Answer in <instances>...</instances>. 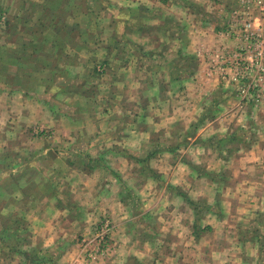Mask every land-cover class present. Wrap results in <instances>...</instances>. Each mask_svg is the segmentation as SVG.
<instances>
[{
    "label": "rangeland",
    "instance_id": "rangeland-1",
    "mask_svg": "<svg viewBox=\"0 0 264 264\" xmlns=\"http://www.w3.org/2000/svg\"><path fill=\"white\" fill-rule=\"evenodd\" d=\"M187 1L177 0L176 4L172 1L169 9L161 8L159 10L154 7L160 6L157 4L148 3V7L143 6L146 5L147 0H0V73L6 74L7 80L11 77V82L15 84H20L19 81L23 82L21 85L25 84L27 90H32L38 97L47 95L49 105L47 110L57 114V116L51 115L55 119L51 124V129L38 125L32 126L36 136L31 137L30 135L28 139L20 140L18 144L0 142V181L5 184L0 186L2 206L5 207L4 215H0V224H3L0 225V228L3 226L5 228L15 227V231L20 236L28 234V239L33 237L34 240L37 235L35 231L47 227L43 221L33 219L25 203L18 207V215L13 219V224H8L6 221V219L10 220L9 222L12 220L11 217H8L7 212L12 204L9 198H13V194L16 192L15 190H13L15 192L10 191L11 184L19 177L24 178L27 173L26 170L11 172L8 169L10 166L11 169L12 167L14 169L15 166H41L39 171L36 168L34 169L36 172H28L31 173V178L28 179L35 180L33 190L39 196L38 200L43 202V195L47 194L43 181L45 177L49 181L57 182L59 180V173L62 172H57V166H113L117 163L115 158L118 155L105 153L104 148L111 146L113 144L111 141L107 142L103 137L104 141L96 144L99 137L106 136L104 134L106 132L133 137L129 144H117L119 148H123L121 150L124 152L120 157L126 159L121 166H132L127 168L123 175L126 176L125 183H129L133 187V192L134 187L140 185V181L148 179L146 178L147 171L153 170L152 166H171L176 164L179 159L182 160L181 166H185L186 164L190 165L194 159L200 162L198 165L200 168L210 170L209 177H213L216 172L223 175L224 180L220 175L217 179V189L215 186L213 187H215L218 199L223 204L225 203L227 187L230 189L231 178H236L233 177V174L235 170L237 171V150L246 147L250 143L248 139H253L256 134L253 127L255 124L252 119L251 121L237 120V117L240 114L244 115L247 110L244 112L238 110L237 112V80L233 79L236 74L224 67L222 61L223 55L239 50L236 45L235 49H228L221 55H217V64L222 72V75L218 74V78L224 85L223 88L228 90L227 93L230 97L222 107L211 108V112L206 114L207 121L203 120L202 126L198 127L199 130L204 128L202 130L203 137L224 131V134L228 136L236 134V138L225 140L228 142L223 143V147H218L214 153L213 151L197 153L191 149L190 142L193 138L187 137L185 140L184 135L188 132L190 125L198 119L196 117V120H192L197 110L195 113L191 111L194 108L197 109L203 96L209 93L212 97L217 95L216 92L221 93L220 89L215 91L210 89V92L202 91L192 100L188 95L185 81L189 80L191 75L185 79L184 71H189L191 68L195 74L200 60L190 50V39L195 41L194 38H197L198 35L193 38V34L188 31L190 23H186L184 13V7H187V4L191 5L198 0ZM263 1L250 0V2H245L247 6H243L240 0H224L220 3L226 6L227 3L231 4L228 9L232 10L236 8L242 11L243 7L245 12L249 11L250 16H255L252 27L249 29L254 32L258 40L263 41L264 10L259 9L264 5ZM200 6L202 7V5H197L194 9L199 11ZM138 7L145 8L148 13L144 15L140 9L143 15H139ZM226 8L224 6L223 13H220L221 16L224 14L227 17L226 20L223 18L225 21H222V24L225 25L222 33L230 36L237 44V36L243 31L241 21H238V25L237 21H231V26L230 21L227 20L233 17L232 10L228 11ZM91 11L92 13L97 11L98 24L96 27L90 18ZM131 13L133 14L132 18ZM157 15L159 16L156 17ZM129 18L131 21H128ZM58 19L60 20L57 21ZM160 20L161 23H159ZM162 20L168 22L164 23ZM187 20L190 22L189 18ZM76 21L80 22L75 23ZM125 21L127 22L125 23ZM131 24L134 26L131 27ZM194 24V27L191 26L192 24L190 25V30H195L196 34L205 30L203 27H199V22ZM55 25L57 30L54 28ZM140 25L141 27L138 28ZM91 49L95 58L93 61L85 57L86 52ZM104 49L111 50V52L108 51L109 55L116 57L112 56L113 60L111 59L110 65H107V60L103 59ZM178 51H180V56L177 55ZM142 55L143 59L138 60L137 57ZM186 58H191L192 67L187 66L189 60L185 61ZM61 64L62 66H60ZM67 65L70 67L68 68ZM122 66L130 67L128 74L120 69ZM251 77L257 84L256 89L250 95L242 98L257 102L256 106L254 102L252 104L254 113H257V110L260 109L257 106L260 104L259 100L264 99V72L260 73L255 69L251 73ZM140 81L143 83L139 87ZM165 85L176 87V91L172 93L165 90L159 92V87ZM111 93L118 94L112 99L115 100V105L112 108L105 105L107 97L111 96ZM146 94L150 98L155 97L156 99H158V95L163 99L165 95L171 94L172 100H166L165 105L156 108L152 105L153 101L152 104L147 102ZM139 97H141L140 100ZM192 104H194V108L191 106ZM143 106H146V111L142 108ZM171 107L173 108L171 109ZM63 111L72 112L76 118H81V123L72 124L69 120L70 117L63 116ZM134 112L138 114L146 112L147 118L132 121ZM160 116L163 122L155 124V118ZM111 119L116 121L113 126L108 125L112 122ZM207 124L210 125L207 126ZM72 126L75 129L78 128V133H81L82 138L70 139L69 129L73 130ZM63 133L65 136L62 135ZM237 137L242 140L237 141ZM76 142H78V146L71 147ZM90 143H92V147L87 146ZM47 146L50 147L49 150L45 149ZM168 147L173 148L171 152H167L171 154H165L163 150ZM151 150H156L157 153L151 154ZM90 158L95 161L90 162ZM111 160L114 164L110 165ZM142 167L146 169L142 171ZM64 172L69 175V172ZM65 173H63L64 176ZM130 176H136L138 182L136 179L131 182ZM209 177L207 179L211 180ZM152 179L158 180L157 177ZM51 188L53 189V186ZM58 189L56 188V190ZM261 189H264V185ZM61 190L65 192V186ZM210 194H213L212 189ZM67 196L70 200L72 199L71 195ZM204 198L207 199L209 196ZM83 206L86 208L85 205ZM240 220L243 224L248 221L247 218L239 219V221L234 218L232 223L236 227V232L237 229H243ZM107 221L109 224L108 234L100 241L101 238L98 236L100 226ZM255 221L252 223L257 225L258 221ZM96 222L91 225L95 227L91 229L92 232L89 236L83 237L86 233L77 238L75 236V240L81 239L78 241L80 253L86 255L82 264H91V262L94 264L98 258L107 257L105 254L111 252L107 246H103L106 245L104 243L107 242V237L111 234L110 231L114 229L113 222L108 218H102L100 223ZM206 222L205 218L202 223L206 224ZM86 223L88 226L91 224ZM67 225L68 222H65V230L59 229L58 232L63 235L65 233L63 237L61 235L59 238L69 243L72 241L68 237L70 227ZM12 236L11 232L7 234L1 232L0 243H5L6 240L13 243ZM57 236L54 238L58 239ZM39 240L40 238L35 237V242L40 243L38 245H43L44 243ZM105 249L108 251L106 252ZM12 258L9 264H19L21 260L24 262L23 256L18 254ZM249 259L250 257H247L245 260L246 264H250Z\"/></svg>",
    "mask_w": 264,
    "mask_h": 264
},
{
    "label": "crops",
    "instance_id": "crops-1",
    "mask_svg": "<svg viewBox=\"0 0 264 264\" xmlns=\"http://www.w3.org/2000/svg\"><path fill=\"white\" fill-rule=\"evenodd\" d=\"M147 1L145 2L146 5L143 6L148 7V3H153L154 5H160L154 6L159 10L161 8L169 9L172 1L175 4L178 3L177 0ZM220 2H224V0H198L194 2L195 4H187V7H184L186 23H190L194 27V23L199 22V27L205 29L202 33L196 34L197 32L193 29L190 30V25H188V31L193 34V38L198 35L197 38H194L195 41L190 39L191 49H189L200 60L195 74H193L191 68L188 73H185V79L191 75L189 80L185 81L190 100L197 97L202 91L210 92V89H213V91L221 90V93L216 92L217 95L215 96L211 97L209 93L203 96L197 105V109L194 108V104L191 105L194 108L191 112L195 113L197 110L192 120H196V117L198 119L190 125L188 132L184 136L185 140L187 137L193 138L190 142L191 149H194L197 153H200V151L202 153L213 151L214 153L218 147H223V143L228 142L225 140H233L237 136L236 134H232L233 137L232 135L228 136L224 134V131L217 132L215 135H225L226 137L216 147L194 142L195 139L204 140L214 135L210 134L207 137H203L202 130L204 128L199 130L198 127L203 120L207 121L206 114L211 112V108L222 107L230 97L227 93L228 90L223 88L224 85L218 78V74L222 75V72L217 64V55H221L225 50L235 49L236 45L237 49L240 47L238 38L236 44L234 39L222 33L225 29L222 21H225L227 17L224 14L221 16L220 13H223L222 9L224 6L227 7V10L231 4L227 3L226 6ZM182 3L179 4L181 5ZM182 5L184 6V4ZM197 5H202L199 11L194 9ZM90 18L96 27V24H98L97 11H94V13L91 11ZM188 18L190 22H188ZM244 19H247L246 14L237 19H232L231 17L227 21L232 24L231 21ZM162 21L165 23L167 20ZM79 22L76 21L75 23ZM159 23H161V20ZM54 28L57 30L56 25ZM108 51L111 52V50L104 49L103 59L107 60V65H110L111 59L113 60L116 57L115 55H109ZM92 52L91 49L85 54V57L87 59L90 58V61L95 60ZM105 52L107 54H104ZM112 56L114 57L112 58ZM62 57L65 58V56ZM142 57L143 55L137 57V59L141 60L143 59ZM67 66L68 68L70 67V65ZM120 69H123L125 74L130 71V67L124 68L122 66ZM21 73L27 74L26 72ZM19 82L20 84H15L11 82V77L7 80V75L0 73V142L4 144H18L20 140L28 139L30 135L31 137L36 136L32 126L38 125L51 129V124L55 121L54 117H51L52 114H55L53 113L54 111L51 113L47 110L49 108L47 95L38 97L32 90H27L25 84L21 85L23 82ZM142 83L140 81L139 87ZM164 90L172 93L176 91V87L172 88L170 85L159 87V92ZM238 94L237 90V112L238 110L240 112L242 110L243 112L247 111L244 115L240 114L237 120L251 121L252 119L255 124L253 127L256 134L253 139H248L250 143L246 147L237 150V171L235 170L233 174V177L236 178H231L230 189L227 187L225 192L226 200L224 204L218 199L215 192V187L216 189L218 187L217 179L220 175L224 180L223 175L220 172H216L213 177H209L210 170L200 168L198 166L200 162L194 159H192L190 165L184 164L185 166H181L182 160L180 159L171 166H152L153 170L149 169L147 171L148 176L146 178L148 179L140 181V185L134 187L135 190L133 192V187L129 183H125L124 179L126 176L123 175L127 168L132 166H121L126 159L120 157L124 154L121 150L123 148L117 146V144H129L133 137L106 132L104 133L106 136L99 137L96 144L101 142L103 137L106 138L107 142L111 141L113 144L104 148L105 153L118 155L115 158L117 163L114 164L111 160L109 163L110 165L114 164L113 166H57V172H62L59 173V180L57 182L49 181L45 177L43 181L45 183L43 185H46L44 190L47 193H43V202L38 200L39 196L33 190L35 180L28 179L31 178V173L36 172L34 169L37 168L39 171L41 166H15L14 169L13 167L11 169V166H7L11 172L26 170L27 173L24 178L19 177L11 184L10 191H16H13L15 192L13 198H9L12 204L8 208L9 212H7L9 214L8 217L12 218V223L9 222L10 220L6 219V221L8 224H13V219L18 215V207L25 203L33 219L43 221L47 227L39 228V230L35 231L37 233L35 237L40 238L39 241L44 243L43 245H38L40 243L35 242V237L34 240L33 237L28 239V234L20 236L15 231V227L7 228L6 230H4V226L1 227L0 233L7 234L11 232L13 234V243L7 240L5 243H0V264H9V261L13 259L12 257L17 254L23 256L25 252H30L33 248H53L58 255L55 261L50 264H82L86 255L80 253L78 241H81V239L75 240V236L77 238L85 233L83 237L89 236L92 232L91 229L95 227L91 225L96 221V223H100L102 218L110 219L114 225V229L110 231L111 234L107 237V242L104 243L106 245L103 246H107L111 252L105 254L107 257L98 258V261L94 264H246L245 260H247V257H250V264H264V256L259 253V241L252 236L254 228L258 230V232L256 231L257 234L264 235V189H261L264 185V99L259 100L260 104L257 106L260 109L257 110V113H254L252 104L253 102L254 105L258 103L243 100L242 96ZM114 96L117 97L118 94L111 93V96L107 97L106 106L112 108L115 105V100H112ZM146 96L147 102L149 101L152 104L153 101L152 105L156 108L165 105L166 100H172L171 94L169 96L165 95L163 99L159 95L158 99L155 97L150 98L147 94ZM140 98L138 99L140 100ZM145 107L143 106L142 108L146 111ZM62 114L66 118L70 117L69 120H71L72 124L81 123V118H76L72 112L63 111ZM55 115L57 116V114ZM139 118L146 119V112L144 114L133 113L132 121H137ZM110 121L108 125L111 126L116 122L113 119ZM162 122L161 116L154 120L155 124ZM96 123L98 124V121ZM209 125L207 124V126ZM242 126L245 125L242 124ZM72 127L73 130L69 129L70 139L82 138L81 133H78V128ZM40 132L42 133V131ZM37 135L39 136V133ZM62 135L65 136L64 133ZM244 138L246 139V136ZM241 140L240 137H237V141L240 142ZM76 146H78V142L74 143V145L72 144L71 147L76 148ZM87 146L92 147V143ZM98 148L101 149V147ZM45 149L49 150L50 147L47 146ZM163 150L165 154H171L167 152H171L173 148L168 147ZM227 151L230 152V150ZM150 153L156 154L157 151L151 150ZM90 159L95 161L93 158ZM8 169L5 168V170ZM144 169L146 168H141L142 171ZM64 171L69 172V175ZM63 173H65V176ZM156 177L158 180L152 179ZM207 177L211 180L207 179ZM135 179L136 176H130L131 182L135 181ZM136 181L138 182L137 179ZM2 185L4 186L5 184L0 181V186ZM63 186H65V192L61 190ZM209 189L213 190V194H210ZM182 192L192 202L196 203V208L185 200V197L181 194ZM1 195L0 215H4L3 210L5 207L2 206L3 199ZM67 195H71L72 199L70 200ZM205 196H209V198L205 199ZM84 211L86 212L84 213ZM256 215L257 217L255 218ZM205 218L207 219L206 224L202 223ZM234 218H237L238 221L239 219L247 218L248 221L243 224L240 220L243 229H237L236 232V227L232 223ZM255 220L258 221L257 223L260 226L252 223ZM85 221L91 224L88 226ZM65 222H68L67 227H70L68 237L72 242L69 243L59 238L61 235L62 237L65 235V233L63 235L58 232L59 229L65 230ZM249 233L250 235H248ZM235 234H237V237H235ZM55 236L58 239H55ZM19 264H23V261L21 260Z\"/></svg>",
    "mask_w": 264,
    "mask_h": 264
},
{
    "label": "built area",
    "instance_id": "built-area-1",
    "mask_svg": "<svg viewBox=\"0 0 264 264\" xmlns=\"http://www.w3.org/2000/svg\"><path fill=\"white\" fill-rule=\"evenodd\" d=\"M240 1L243 6H247L245 2H250V0ZM259 9L264 10V5L260 6ZM241 10L236 8L232 10V19L247 15V19L237 20L241 21L243 28V31L237 36L240 42L239 50L223 55L222 61L224 67H227L230 71H234L236 74L233 79L237 80V90L242 97H245L253 93L257 86L251 77L253 70L256 69L260 73L264 72V40H258L254 32L249 29L252 27L255 16H250L249 11L245 12L243 7ZM230 25L232 26V24ZM108 231L109 224L107 221L100 226V232L98 233L99 238H101L100 241L104 239Z\"/></svg>",
    "mask_w": 264,
    "mask_h": 264
},
{
    "label": "trees",
    "instance_id": "trees-1",
    "mask_svg": "<svg viewBox=\"0 0 264 264\" xmlns=\"http://www.w3.org/2000/svg\"><path fill=\"white\" fill-rule=\"evenodd\" d=\"M137 9V8H136ZM140 9L144 12V15L146 13H148L146 11L145 8L143 7H138V11L140 12L139 15H143V13L140 11ZM133 17V14L131 13V18ZM128 21H131L130 18ZM127 21H125L126 23ZM134 23V22H132ZM131 27H133L134 25L131 24ZM141 25L138 27L140 28ZM177 55L180 56V51L177 52ZM187 66L188 67H192V62L190 61L191 58H186L185 61H188ZM185 63V62H184ZM185 73H188L189 71H184ZM225 135H212L209 138H206L204 140L202 139H195L194 142L202 144V145H207V146H218L221 141L225 138ZM91 161V159H90ZM183 195V197H185V200H187L191 205H193L194 208H196V203L192 202L185 193H181ZM7 228H5L4 230H6ZM256 231L258 232V230H256L255 228L253 229L252 232V236L256 237L257 240L259 241V245H260V253L264 255V235L260 234V233H256ZM260 238H262L260 240ZM58 255L57 252H55V250L53 248L50 249H37V248H33L30 250V252H25L23 254L24 258V262L23 264H50L51 262H54L56 259V256Z\"/></svg>",
    "mask_w": 264,
    "mask_h": 264
}]
</instances>
